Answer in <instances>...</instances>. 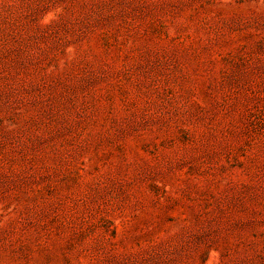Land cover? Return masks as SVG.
Masks as SVG:
<instances>
[{"label":"rangeland","instance_id":"obj_1","mask_svg":"<svg viewBox=\"0 0 264 264\" xmlns=\"http://www.w3.org/2000/svg\"><path fill=\"white\" fill-rule=\"evenodd\" d=\"M0 264H264V0H0Z\"/></svg>","mask_w":264,"mask_h":264}]
</instances>
